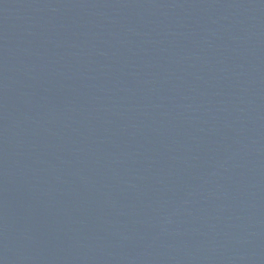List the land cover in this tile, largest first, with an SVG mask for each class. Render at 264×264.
<instances>
[{"label":"water","instance_id":"obj_1","mask_svg":"<svg viewBox=\"0 0 264 264\" xmlns=\"http://www.w3.org/2000/svg\"><path fill=\"white\" fill-rule=\"evenodd\" d=\"M0 264H264V0H0Z\"/></svg>","mask_w":264,"mask_h":264}]
</instances>
